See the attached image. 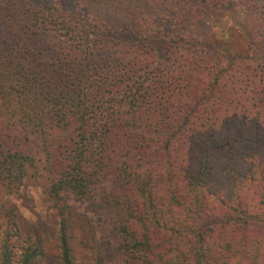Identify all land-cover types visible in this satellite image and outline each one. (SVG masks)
Here are the masks:
<instances>
[{"label":"trees","instance_id":"obj_1","mask_svg":"<svg viewBox=\"0 0 264 264\" xmlns=\"http://www.w3.org/2000/svg\"><path fill=\"white\" fill-rule=\"evenodd\" d=\"M0 30V264H264V5L0 0Z\"/></svg>","mask_w":264,"mask_h":264},{"label":"rangeland","instance_id":"obj_2","mask_svg":"<svg viewBox=\"0 0 264 264\" xmlns=\"http://www.w3.org/2000/svg\"><path fill=\"white\" fill-rule=\"evenodd\" d=\"M255 2L259 6L264 5V0H255ZM240 10H243V9H240ZM232 24H233L232 18L226 17V18H223L222 20H219L217 22V25H215V33L217 34V36H219V38L225 39L227 37V31L230 25ZM1 33L2 32L0 30V35ZM233 40H234V49L241 48L242 43L240 42V40H238L237 37H234ZM221 49H225L223 45L221 46ZM27 196L32 199L29 198L28 201H26L27 202L25 203L26 206L30 205L35 211L27 208L26 206H24L22 209L30 218H36L37 214L43 217H48L53 214L54 210L50 207L48 198L44 193H42V191L36 188H32L28 190ZM71 202L74 203L80 209H83L85 207V203L83 201L72 199ZM37 209H39L40 211H37Z\"/></svg>","mask_w":264,"mask_h":264},{"label":"clouds","instance_id":"obj_3","mask_svg":"<svg viewBox=\"0 0 264 264\" xmlns=\"http://www.w3.org/2000/svg\"><path fill=\"white\" fill-rule=\"evenodd\" d=\"M37 211H40L39 209H37Z\"/></svg>","mask_w":264,"mask_h":264}]
</instances>
